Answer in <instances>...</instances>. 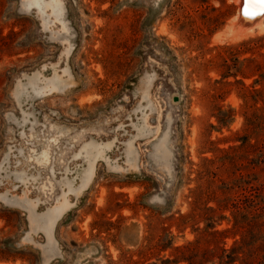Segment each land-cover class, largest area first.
I'll list each match as a JSON object with an SVG mask.
<instances>
[{"label": "rangeland", "instance_id": "374dc122", "mask_svg": "<svg viewBox=\"0 0 264 264\" xmlns=\"http://www.w3.org/2000/svg\"><path fill=\"white\" fill-rule=\"evenodd\" d=\"M238 10L0 0V264H264V16Z\"/></svg>", "mask_w": 264, "mask_h": 264}, {"label": "bare ground", "instance_id": "6f19581e", "mask_svg": "<svg viewBox=\"0 0 264 264\" xmlns=\"http://www.w3.org/2000/svg\"><path fill=\"white\" fill-rule=\"evenodd\" d=\"M237 4H238V7H239V9H240V6H241V4H242V0H237ZM264 16V14L260 17V18H262ZM236 18V17H235ZM260 18H258V19H256V20H259ZM256 20H254V21H256ZM254 21H253V23H254ZM236 25V24H235ZM237 26V25H236ZM239 26V25H238ZM259 26V25H258ZM242 27V26H241ZM231 30V29H230ZM235 30V29H234ZM247 34V33H246ZM90 147V144L89 145H85V149H84V146L82 145L81 146V148H80V150L78 151V153L76 154V155H80L81 156V154H82V152H83V149L87 152L88 151V148ZM91 148V147H90ZM92 150V149H91ZM93 151V150H92ZM91 151V152H92ZM92 157H90L89 156V160H85L86 161V164H87V166H86V168L83 170V174H82V177L81 178H85V176L88 174V171L90 170V168H89V166L91 167V165H92ZM22 172V171H21ZM21 172L20 173H18L17 174V178H18V180H20L21 181ZM83 179H81V180H83ZM22 182V181H21ZM65 185H67L69 188L68 189H70V191L71 192H74V187H76V186H74L73 185V183L69 180V179H66L65 180ZM61 186V185H60ZM64 192V191H63ZM67 200V199H66ZM27 201H28V209H29V211H31V201L29 200V199H27ZM61 205L59 206V209H58V211L56 212V213H61L62 212V210L64 209V205H66V201H63L62 203H60ZM55 205V204H54ZM35 207H37V205H35L34 207H33V209L35 208ZM48 214V213H47ZM60 215V214H59ZM58 215V216H59ZM41 216V215H40ZM54 219H56L58 216L57 215H55V213H54ZM42 217V216H41ZM48 218V216L47 215H45V217L44 218ZM46 218V219H47ZM28 220H30V218H28Z\"/></svg>", "mask_w": 264, "mask_h": 264}, {"label": "water", "instance_id": "95a60500", "mask_svg": "<svg viewBox=\"0 0 264 264\" xmlns=\"http://www.w3.org/2000/svg\"><path fill=\"white\" fill-rule=\"evenodd\" d=\"M246 3H247V0H242L240 9L237 12L236 25H239L242 27H246L252 24L254 20L260 18L264 14V12H259L258 14H255V15H245L244 6ZM249 11L251 12L252 10L249 9Z\"/></svg>", "mask_w": 264, "mask_h": 264}, {"label": "snow or ice", "instance_id": "6c2138e0", "mask_svg": "<svg viewBox=\"0 0 264 264\" xmlns=\"http://www.w3.org/2000/svg\"><path fill=\"white\" fill-rule=\"evenodd\" d=\"M249 9L252 11L250 12ZM259 12H264V0H247L244 6V14L255 15Z\"/></svg>", "mask_w": 264, "mask_h": 264}, {"label": "trees", "instance_id": "16d2710c", "mask_svg": "<svg viewBox=\"0 0 264 264\" xmlns=\"http://www.w3.org/2000/svg\"><path fill=\"white\" fill-rule=\"evenodd\" d=\"M231 249H232V248H231ZM231 252L234 253L233 251H231ZM229 253H230V252H229ZM229 253H228V257H229V259H230L229 262L234 261V259L232 258V253H230V254H229Z\"/></svg>", "mask_w": 264, "mask_h": 264}]
</instances>
